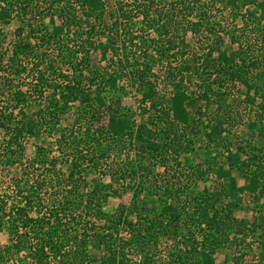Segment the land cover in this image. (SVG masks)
Instances as JSON below:
<instances>
[{
    "label": "trees",
    "instance_id": "trees-1",
    "mask_svg": "<svg viewBox=\"0 0 264 264\" xmlns=\"http://www.w3.org/2000/svg\"><path fill=\"white\" fill-rule=\"evenodd\" d=\"M214 10L254 26L260 58L247 57L244 28L229 29ZM139 16L150 37L126 29ZM188 34L200 51L187 53ZM190 74L198 90L184 85ZM235 81L248 103L260 98L253 125L264 139V0H0V264H216L225 244L231 264H264L244 261L264 251V216L239 215L242 194L264 196V156L221 137L222 115L204 136L224 149L228 185L195 190V177L167 173L192 151L191 110L202 115L212 85ZM133 87L141 115L151 110L136 127L121 102ZM214 103L224 105L220 94ZM232 171L247 182L236 185ZM128 191L129 204L103 208Z\"/></svg>",
    "mask_w": 264,
    "mask_h": 264
},
{
    "label": "rangeland",
    "instance_id": "rangeland-1",
    "mask_svg": "<svg viewBox=\"0 0 264 264\" xmlns=\"http://www.w3.org/2000/svg\"><path fill=\"white\" fill-rule=\"evenodd\" d=\"M111 6V5H110ZM112 7V6H111ZM111 9V8H110ZM244 11V8L242 9ZM214 17H217V19H222L224 25L228 27L229 29L233 30L234 27L236 26L235 29L239 28H244L243 32L247 35V40L248 44L251 45L250 48H248V58H260L259 50L257 48V40L258 38L257 31L256 29H253L252 24H247L242 21V19L237 18L234 21H231L229 18L224 20L221 18L220 14L217 10H214L213 12ZM112 14L115 16L118 15L117 11L112 12ZM112 15V16H113ZM227 15V14H226ZM108 17V16H107ZM227 17V16H225ZM108 19V18H107ZM141 18L135 17L132 19L131 23L126 21V29L128 28L129 33H138L140 36H146L150 37V35H153L152 29L145 28L144 24L140 22ZM17 23L16 22H11L9 25L3 26V32L5 35H7V41H11L12 39V31L16 27ZM242 30V29H241ZM240 30V32H241ZM121 32V31H120ZM122 34V32H121ZM123 35V34H122ZM187 40L189 41V47L187 53L189 51H193L194 49L197 51H200L198 41L194 40L191 38V35L188 34ZM98 55V51L96 52ZM188 56H184L186 59ZM182 59V57H180ZM177 61V60H176ZM154 72L158 75L157 76V81H160L162 79V72L163 69L160 67L158 64L157 66L154 67ZM255 73L256 72H251L248 76L249 83H253V80L255 78ZM27 82V79H26ZM123 82V81H122ZM200 79L196 75H188V78L185 80V84L187 85L191 90H198L199 89V84H200ZM162 84V81L160 82ZM263 83L262 80L258 81V84L261 85ZM25 86H28L26 84H23ZM259 87V86H258ZM162 88V86H161ZM212 91H209V96L211 97L212 104L207 107H203L201 112L203 113L198 114L194 113V110H191L192 115L195 116L197 123L191 124L189 126V131L190 137L193 139V147L192 151L188 150L189 148H185L184 152L179 153L178 156L176 157V161L180 162L181 165L177 169V165H175L176 161H171L169 163V166L167 169L171 168L167 173L173 177V172L176 169L179 171L180 175H183V178L185 175L195 177L194 181L196 182V185H194L193 189L195 190H201L205 187L211 189L212 191L215 189L220 188V185H228V177L227 174L220 173L221 169H219V162L222 157L225 156L223 154V150L221 147L218 148V145L216 144H209L207 138H205V132L208 131V128H206L207 123L211 120V117H213L215 114H219L220 116L222 115V126H223V133L221 137H224V139L228 138V142L231 141L233 147H238V148H244L245 151L249 149V147H254L255 151L260 153L261 155L264 156V139L262 137V126L261 124H256L255 126L253 123L257 119V113H258V105L260 103V98L256 97L255 103L251 104L248 103L247 101V95L245 94L246 87L239 82L235 81L234 83L230 82L227 86L224 85L222 88H217L216 84L212 85ZM202 90V89H201ZM129 93L127 95H123L124 97L122 98V106L124 109H129L133 113V120H134V125L135 127L144 122V121H149V116L148 113L151 110H148V112H145L144 115L142 114V109H140V106H143V104H140V94L136 92L135 88L133 87L132 89L128 88ZM164 94L168 95L170 93V90H162ZM221 95L224 101V105H222L221 108H218L217 103H214V99L218 97V95ZM108 96H111L110 93H107ZM249 95L254 96V90L250 89L249 90ZM226 103L228 106L226 107ZM147 107V106H146ZM70 114H68L67 117H69ZM71 118H67L65 121H70ZM65 121L63 123H65ZM101 121H104L105 123L107 122V117H102ZM214 122V121H213ZM31 141V140H30ZM27 142L26 146V156L32 155V148H31V142ZM263 145V150L258 151L256 150V147L259 148L260 146ZM135 150L132 149L130 152L131 156L133 155L134 157ZM115 158H113L114 160ZM148 159V158H147ZM120 161V160H118ZM146 159L143 160L144 163H146ZM117 164V162H116ZM171 164V166H170ZM147 165L154 166V164H148ZM197 167L200 166L201 169H199L200 172H195L193 174V170L191 171L189 168L191 167ZM224 168L226 169L227 166L226 164H223ZM156 171L161 172L164 171V165H157L155 164ZM6 170L9 171V175H12L14 172V169L6 167L4 169V172H2L4 175L8 176L6 173ZM192 173V174H191ZM2 174V175H3ZM232 174L235 177L236 180V185L240 186L247 181L242 178L241 174L232 171ZM95 174L92 173L89 175L91 178ZM186 178V177H185ZM172 181H176V179L173 177L171 178ZM132 197V193L130 191L122 194L121 196H113L110 197L103 205V208L106 209L107 211H114L119 203H124V204H129L130 199ZM141 197H139V201H141ZM241 200L243 204V209L239 211V215L241 217H244L246 219L251 220L252 217L255 214L260 213L261 215L264 216V196H259L257 194L251 195L248 193H244L241 195ZM143 203L145 201L143 200ZM6 242V236L5 234H0V243ZM255 246V245H254ZM232 253V250L226 246H221L219 249H217L215 253L216 257V264H231V261L228 260L230 254ZM254 255H259L261 259H264V251H260L258 249H254V252L250 253L246 257H244V261H251L253 260ZM256 257V256H254ZM247 264V263H246Z\"/></svg>",
    "mask_w": 264,
    "mask_h": 264
}]
</instances>
